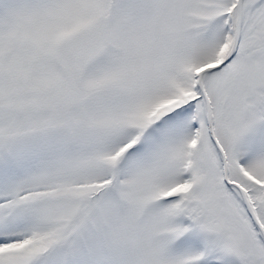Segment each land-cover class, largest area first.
Here are the masks:
<instances>
[{"label":"snow or ice","instance_id":"6c2138e0","mask_svg":"<svg viewBox=\"0 0 264 264\" xmlns=\"http://www.w3.org/2000/svg\"><path fill=\"white\" fill-rule=\"evenodd\" d=\"M0 264H264V0H0Z\"/></svg>","mask_w":264,"mask_h":264}]
</instances>
